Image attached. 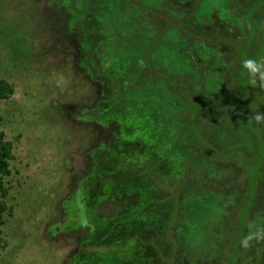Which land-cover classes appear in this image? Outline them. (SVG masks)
Masks as SVG:
<instances>
[{"label": "rangeland", "instance_id": "1", "mask_svg": "<svg viewBox=\"0 0 264 264\" xmlns=\"http://www.w3.org/2000/svg\"><path fill=\"white\" fill-rule=\"evenodd\" d=\"M147 1L163 13L169 0ZM227 2L202 1L197 25L226 34L237 25ZM161 23L145 21L142 0L135 8L127 0H0V79L14 89L0 100V131L14 156L5 179L10 214L0 227V264H166V234L177 221L161 187L177 184L189 147H195L183 116L188 108L200 132L194 136L221 153L206 152L205 163L193 166L191 175L214 176L231 193L204 195L185 187L175 229L183 261L214 264L224 239L235 240L234 228L247 222L251 245L244 241L236 248L264 252V158L240 120L246 114L253 123L251 104L264 95L249 93L242 114L220 96L213 98L217 103L189 97V104L177 81L198 79L184 53L190 46L170 27L159 34ZM258 42L261 58L264 42ZM153 49L151 66L175 79L172 88L155 81L144 61ZM196 52L199 61L223 64L197 43ZM219 80L212 78L216 92ZM145 97L152 103L142 105ZM104 155L113 174L99 181L96 169ZM211 158L219 164L211 165ZM245 179L248 189L242 191ZM102 188L111 196L100 198ZM237 203L253 217L244 213L246 219H239L232 212Z\"/></svg>", "mask_w": 264, "mask_h": 264}, {"label": "trees", "instance_id": "2", "mask_svg": "<svg viewBox=\"0 0 264 264\" xmlns=\"http://www.w3.org/2000/svg\"><path fill=\"white\" fill-rule=\"evenodd\" d=\"M201 1L202 0H195L193 9L194 11L197 9ZM138 2L139 0H127L129 8H135L136 5H138ZM163 6L164 11L160 9V12L162 11L163 13H159L158 7L153 6L151 8L142 5V17L147 23L150 24H158L162 22V25L158 27L159 34H161L162 32H166L169 27L171 31H177L175 32L176 35L185 37L187 45L190 46L187 51H184V53L188 55L187 57L189 58V63L192 65L193 69L198 73L199 76L195 84L193 83L194 81H177L178 85H180L181 89L183 90V97L186 101H190L189 97H191L192 99L194 97H199L200 100L206 101L209 100L207 98L213 99L220 96L222 104L232 103L233 107L237 111H240V114H242L241 107L244 106L245 99L250 97L249 93L259 92L261 95H264V56L260 58L257 54V46L259 45L258 41H261L262 39V42H264V0H229V12L237 19L236 26L239 27H237L238 30L228 28L226 34L224 33V31L223 33L219 34L217 33V31H214L213 33L211 32L212 30H210L208 27H194L192 22L189 21L187 14L183 17L182 15L178 17L174 16L172 13H169L170 8H175L179 11L182 10L181 7L177 8L172 0L165 2ZM77 24H79L82 29L84 27H88L86 25V22H84V25L80 22H77ZM153 28L155 29V27ZM84 31L88 32L87 30ZM251 36L253 37V41H251ZM196 43L198 45H201V48L203 47L205 54H209V56L207 55L209 58L211 55H213L214 57H216V60L219 59L223 64L218 65L214 63L215 60L208 59L207 61H199L198 59H196ZM154 50L155 49H153V51L151 52L148 51L145 54L144 61L148 63V69H151L152 75L153 77H155V81L163 80L162 82L164 85L168 84L170 88H172L176 82L175 79L168 80L167 78H165L168 76H166L165 73L161 71V69L154 70L151 66L150 54H152ZM215 54L218 56H215ZM216 76L217 78L219 76V83H221L222 85V88L219 89V92L215 91L217 85H213L217 82L212 81V78H214V80H217ZM156 85L157 84H151L150 88L156 89ZM13 92L14 89L12 85L8 84L3 79H0V100H6L10 98L13 95ZM256 100V103L254 100L255 105L251 104L253 123H248L250 122V117L246 114H242V116L240 115V120L242 126L245 127V131L250 135L252 139L253 149L255 148L256 154H260V157L264 158V100ZM143 101L144 103H142V105L152 103V101L146 97L145 100H142V102ZM217 102L219 101L215 100V103ZM189 104H191V101L189 102ZM194 112L195 111L193 109L190 110L188 108V112L182 114L184 117L188 116L186 117L188 121L187 129L193 134L195 147H189V154L187 155L186 162L184 163V165H182L181 177L177 181V184L171 188L164 186L161 187V189L165 190V192L167 193V197L170 198L169 201H171L172 208L169 213L170 217H173V219L177 221V224L175 223L174 225H171L170 231H168L166 234V241L168 242L170 248V252H168V258H166V256L162 253V255L165 256L164 258H166L164 261V263L166 264H182L183 262L187 264L186 261H183L185 259V250L183 249V244L179 241L178 233H176L175 231V229H177L181 224L182 218L180 214L181 208L179 205V200L182 197L183 192L187 195V193L185 192V187L191 186V189L196 188V190H199L204 195L208 194L209 191H213L217 194H224L227 191L224 195H229L231 193L230 190H226L223 184L217 183L214 179V176H210V178L206 176V179L204 180L202 178H194L193 175H191L190 171L192 170L191 168L193 166L197 165V163L199 162L205 163V157L203 155L206 154V152H209L211 156L221 154L216 153L212 148L207 146L205 142L203 143L202 138L199 139V137L194 136V132L197 134L200 133L199 130L195 128L197 126H194L192 122L193 116L196 115ZM182 130L185 131L184 129ZM196 150L197 152H195ZM201 151L203 152L202 155L196 154L200 153ZM13 159V144L12 142L6 140L4 133L0 131V227L4 224L5 214H10L5 202V199L8 196V187L6 186L5 179L11 173L10 164ZM109 159L110 156L104 155V157L99 160L96 169V172L100 177L97 178L99 181H101V179L105 177L111 178L113 174L111 168L109 167ZM243 159H241V161L244 162ZM208 162L213 166L219 164V160L215 161L213 158H211V160L208 159ZM141 169L143 172L144 167L142 166ZM147 177L150 178L151 176H149L147 173ZM245 180L246 182L248 181L247 179ZM232 181L233 180L229 182L232 183ZM200 182L203 183L204 188H202ZM153 184L156 187H160V184L156 183L155 181H153ZM246 188L248 189V182L247 185L241 187V190L245 191ZM105 189L102 188L100 198H102V194H104L106 197L111 196V194L105 193ZM151 201L152 200H150V202ZM153 205L154 203L152 202V206ZM235 207L232 212L236 211V216L239 219H246L244 216V213H247L245 211V205H242L239 208L238 204V206L236 207L237 209H235ZM262 212L264 215V207ZM256 214L258 213L255 212L254 215ZM249 217L251 218L253 216L249 215ZM235 223L236 220L232 224V228ZM244 225L245 226H243L242 229H239L238 227L234 228V234H236L235 240L231 239V237H226L224 239L222 243L224 254L222 253L221 258L218 261L216 260V262H213L214 264H221V259H223L225 264L264 263V252L261 248L259 249V252L257 254L255 252H252L250 254L248 250L242 252L241 247H238L239 249L236 248L237 243L238 245H240L242 242L244 243V241L245 243L247 242L249 245H251L252 241L249 242L248 234L252 233L253 229L250 225H248V222ZM250 228L252 229L251 231ZM255 234H257V230ZM253 238H255L254 234ZM233 240L234 242H232ZM1 247L2 238L0 237V248ZM228 253H230L232 257H229V255L227 256ZM246 256L250 259L248 263L245 262ZM232 258L233 262H231ZM206 264H212V262H206Z\"/></svg>", "mask_w": 264, "mask_h": 264}, {"label": "flooded vegetation", "instance_id": "3", "mask_svg": "<svg viewBox=\"0 0 264 264\" xmlns=\"http://www.w3.org/2000/svg\"><path fill=\"white\" fill-rule=\"evenodd\" d=\"M174 3H175V5H176V7L178 8H182V10H178V9H175V8H170V10H171V13L174 15V16H178V17H180L181 15H182V17L184 16V15H186L187 14V16H188V19H189V21L190 22H192V24L194 25V27H197V28H200V27H203V26H199V25H197V23H196V14L199 12V10H200V4H199V6L197 7V9L194 11L193 9H194V3H195V0H172ZM202 1H204V0H202ZM201 1V2H202ZM227 4H228V8L227 9H229V0H228V2H227ZM142 5L143 6H145V7H153V5H151L150 4V2L149 1H147V0H142ZM155 7V6H154ZM125 11V10H124ZM229 12V11H228ZM230 13V12H229ZM204 27H208V26H204ZM221 27V26H220ZM237 27H239V26H236V25H234V27H230V29H232V28H234L233 30H238L237 29ZM222 29H225L226 27L224 26V27H221ZM239 31H241V30H239ZM175 32H177V31H175ZM151 51H153V50H150V52ZM156 50H154V52H155ZM154 52L152 53V54H150V56L152 57L153 56V54H154Z\"/></svg>", "mask_w": 264, "mask_h": 264}]
</instances>
